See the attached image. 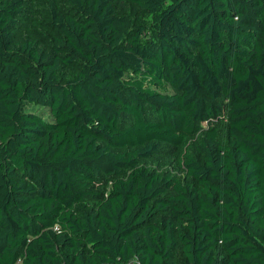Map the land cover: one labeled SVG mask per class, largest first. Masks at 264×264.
I'll list each match as a JSON object with an SVG mask.
<instances>
[{
  "label": "trees",
  "instance_id": "1",
  "mask_svg": "<svg viewBox=\"0 0 264 264\" xmlns=\"http://www.w3.org/2000/svg\"><path fill=\"white\" fill-rule=\"evenodd\" d=\"M45 2L44 48L0 0V264H264V0Z\"/></svg>",
  "mask_w": 264,
  "mask_h": 264
},
{
  "label": "rangeland",
  "instance_id": "2",
  "mask_svg": "<svg viewBox=\"0 0 264 264\" xmlns=\"http://www.w3.org/2000/svg\"><path fill=\"white\" fill-rule=\"evenodd\" d=\"M30 9V18L28 21L21 20L15 29V34L25 36L35 40L41 47H47L50 39L56 32L49 22L48 7L45 0H26ZM55 3L63 6V0H55ZM113 8L117 15L128 17L134 25H141L147 29L150 25V18L145 13L139 12L136 7L130 4H114ZM76 70L75 65H71L65 70H61L60 76H71ZM32 111L42 116L48 115L45 107L30 106ZM224 122V119L222 120ZM205 126V125H203ZM223 127V126H222ZM224 128V127H223ZM141 165L153 170L158 174H166L171 176L175 182L185 183L187 179L184 172L177 163V155L174 148L167 145H160L158 153L148 159L142 160ZM110 182L101 183L97 197L88 200L92 204L99 198L106 195ZM16 264H20L17 262ZM173 264H184L181 255L176 252Z\"/></svg>",
  "mask_w": 264,
  "mask_h": 264
}]
</instances>
